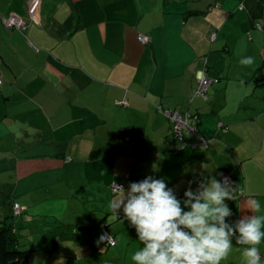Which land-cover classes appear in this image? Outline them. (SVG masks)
<instances>
[{
    "label": "crops",
    "instance_id": "1",
    "mask_svg": "<svg viewBox=\"0 0 264 264\" xmlns=\"http://www.w3.org/2000/svg\"><path fill=\"white\" fill-rule=\"evenodd\" d=\"M31 3L0 0V217L15 235L27 224L30 251L50 261L75 245L135 264L143 244L111 185L148 175L183 200L228 173L226 221L264 217V0H39L33 17ZM203 69L217 78L206 99L194 94ZM158 106L196 114L207 146L176 138ZM103 229L114 245L97 244ZM236 236L220 264H245Z\"/></svg>",
    "mask_w": 264,
    "mask_h": 264
},
{
    "label": "clouds",
    "instance_id": "2",
    "mask_svg": "<svg viewBox=\"0 0 264 264\" xmlns=\"http://www.w3.org/2000/svg\"><path fill=\"white\" fill-rule=\"evenodd\" d=\"M253 63L252 57L240 60ZM120 190L119 202L113 211L122 208L125 218L135 228L143 247L131 254L135 264H220L232 248V237L243 249L245 264H260L259 245L264 238L261 221L264 217L245 216L235 224L226 221L233 213L225 202L234 197L221 181L213 178L209 185L196 192L188 189L181 200L163 179L145 176L129 182ZM252 211H259L260 202L250 200ZM107 240L101 234L97 244Z\"/></svg>",
    "mask_w": 264,
    "mask_h": 264
},
{
    "label": "built area",
    "instance_id": "3",
    "mask_svg": "<svg viewBox=\"0 0 264 264\" xmlns=\"http://www.w3.org/2000/svg\"><path fill=\"white\" fill-rule=\"evenodd\" d=\"M32 3L30 5V16H34V10L39 5V0H31ZM3 22L6 26L12 27V26H22L23 21H19L15 19L12 16H9L7 18L3 19ZM212 38H214V34H212ZM137 39L141 43H147L149 41L148 35L145 34H138ZM217 81V78L210 77L206 73V69L201 70L198 73L197 76V86L194 90V94L197 96H200L203 99H206L208 89L212 82ZM1 83V79H0ZM118 103L126 104V100L118 101ZM158 109L163 112L173 123V135L178 138L179 140L184 142V134H192L197 137V143H192V147H196L198 144H202L203 146H207V140L197 131V128L194 124L190 122V119H197L196 114H191L189 112H186L184 115H181L177 111H170V110H163L160 106H158ZM221 182L223 184H229L231 182V177L228 173H224L221 176ZM117 186H123L121 183H113L111 185V191L113 193L120 192V190L117 188ZM12 211L14 215H17L21 212V207L18 203H14L12 206ZM103 234H106L110 240L111 243H109L107 240H105L106 246H112L115 244V239L112 234L107 232L105 229L102 230ZM258 258H260V255L258 254Z\"/></svg>",
    "mask_w": 264,
    "mask_h": 264
},
{
    "label": "rangeland",
    "instance_id": "4",
    "mask_svg": "<svg viewBox=\"0 0 264 264\" xmlns=\"http://www.w3.org/2000/svg\"><path fill=\"white\" fill-rule=\"evenodd\" d=\"M9 221V219L7 220ZM17 239L19 240V247L20 249H25L29 251V255L31 257V261L30 264H78L77 260L74 258L75 255L78 258L83 257L82 254L77 255V250L78 247L75 245H64L63 247V252H60V257H56L54 259H52L53 256H57V250H53L50 249L48 251V259H50V261H46L44 260L45 254L41 253L40 250L37 251H30L31 246L29 245V241L28 239V229H27V224L24 225V222H22V220H20L17 224ZM40 249V246H37ZM34 248V246H33ZM45 250V249H44ZM106 251L104 249L100 250V254H98V256H90V258L86 259L85 257L79 259V261L81 262V264H83L85 261L88 264H123L122 260H120L119 257H117L116 255H112L115 257H107L105 256ZM98 257V258H97ZM58 258V261H56V259ZM52 259V260H51ZM83 259V262H82ZM86 259V260H85ZM46 261V262H45ZM51 261H53L51 263Z\"/></svg>",
    "mask_w": 264,
    "mask_h": 264
},
{
    "label": "trees",
    "instance_id": "5",
    "mask_svg": "<svg viewBox=\"0 0 264 264\" xmlns=\"http://www.w3.org/2000/svg\"><path fill=\"white\" fill-rule=\"evenodd\" d=\"M10 218L9 214L0 217V264H30L28 250L20 249L14 224L7 221Z\"/></svg>",
    "mask_w": 264,
    "mask_h": 264
}]
</instances>
